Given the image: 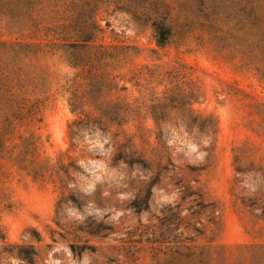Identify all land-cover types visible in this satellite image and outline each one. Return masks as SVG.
<instances>
[{
  "label": "rangeland",
  "instance_id": "rangeland-1",
  "mask_svg": "<svg viewBox=\"0 0 264 264\" xmlns=\"http://www.w3.org/2000/svg\"><path fill=\"white\" fill-rule=\"evenodd\" d=\"M166 2L165 47L101 0H26L22 23L0 21V264H264V219L242 200L264 203V54L240 0ZM75 4L97 6L91 44L136 48L108 68L127 89L102 99L141 105L122 125L74 124L80 69L48 27ZM146 66L180 70L216 132L176 126L175 112L159 127L143 104L168 83L135 78ZM122 143L150 168L116 161ZM30 246L33 263L18 257Z\"/></svg>",
  "mask_w": 264,
  "mask_h": 264
},
{
  "label": "trees",
  "instance_id": "trees-1",
  "mask_svg": "<svg viewBox=\"0 0 264 264\" xmlns=\"http://www.w3.org/2000/svg\"><path fill=\"white\" fill-rule=\"evenodd\" d=\"M101 1L108 5L113 4L116 10L129 14L138 26L150 27L158 46L165 47L171 40L175 28L170 6L166 0ZM227 2H233V0H227ZM240 3L245 4L247 9L246 21L256 38L252 43L253 47L260 49L264 54V0H240ZM67 6L68 9L64 12L73 11V14L63 15L58 19L62 23L57 22L48 27V30L53 33V36H56L54 39L70 41L56 46L61 47L66 52L73 67L80 69L68 87L71 94L69 103L72 111L83 114L85 119L75 121L74 124L79 127L102 126L105 123L122 125L131 115L140 114L141 105L132 108L131 104L120 96L116 102L102 99L127 89L125 86L119 87V75L114 74L108 68L116 64L121 57H125L130 50L136 48L91 44L96 41L98 33L102 30L95 19L97 6L82 7L79 4ZM4 18L22 23L26 18V0H0V21ZM144 71L152 77H161L158 83L164 81L168 83L161 96L154 92L150 93L148 99L152 104H143L149 109L159 127L165 121L172 120L171 114L175 112L176 126L187 124L189 131L197 128L200 134L216 132L217 122L212 117L195 115L192 105L196 99V93L192 83L183 80L180 70L159 71L146 66L139 73H135L134 77L136 78ZM146 89L150 88L147 87ZM85 107H92V110L88 111ZM95 113L98 115H94ZM77 134V132L71 131V137ZM117 148L119 153L115 157L116 161L124 159L131 166L139 164L150 168L146 160L137 155V152L133 151L128 143H122ZM239 171L244 170L239 169ZM242 200L253 212L258 210L260 213L257 216L264 219L263 202L258 204L252 198L246 197H242ZM16 247L19 246L3 249H10V252L13 253V249ZM20 249L18 257L33 263L38 255L34 246H30V250L27 252L24 251L23 247Z\"/></svg>",
  "mask_w": 264,
  "mask_h": 264
}]
</instances>
